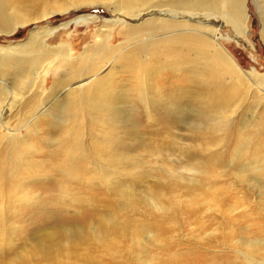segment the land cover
Returning a JSON list of instances; mask_svg holds the SVG:
<instances>
[{
	"label": "rangeland",
	"instance_id": "obj_1",
	"mask_svg": "<svg viewBox=\"0 0 264 264\" xmlns=\"http://www.w3.org/2000/svg\"><path fill=\"white\" fill-rule=\"evenodd\" d=\"M176 2L0 0V50L41 33L47 50L70 46L80 61L99 34L113 47L136 35L145 40L165 11L184 21V4ZM243 4V36L218 10L213 22L220 21V41L239 67L264 83V0ZM172 27L163 35L180 29ZM190 49H157L141 75L135 64L106 65L100 75L110 74L121 120L100 112L93 127L97 121L83 115L71 126V144L46 125L51 117L32 121L26 136V123L7 116L2 133L18 134L33 150L16 149L19 143L9 151L1 142L0 155L33 164L12 175L24 181L16 204L0 202L12 208L0 223V264H264V152L234 157L239 144L264 150V103L254 87L227 101V74ZM51 86L48 76L41 111Z\"/></svg>",
	"mask_w": 264,
	"mask_h": 264
},
{
	"label": "bare ground",
	"instance_id": "obj_2",
	"mask_svg": "<svg viewBox=\"0 0 264 264\" xmlns=\"http://www.w3.org/2000/svg\"><path fill=\"white\" fill-rule=\"evenodd\" d=\"M243 1L244 0H177L176 4H179V6L184 4L182 5L183 10L186 12L183 14L185 15L184 21L177 20L174 15L176 13L165 11V14L163 13L164 19L157 18L159 21L153 23L154 30L152 33L149 32L148 35H145V40L141 39L144 35H136L126 42L113 47L112 45H105L104 35L99 34L101 41L97 42V46L95 47H85L80 54V61L72 60L71 56L73 50L70 46H59L58 49H51V51L47 50L41 40V33L31 36L29 38L31 43H25L24 45L16 44V46H11L4 50L1 49L0 144L4 142V146L8 148L9 151L19 143L21 144L15 147L16 149L33 150L32 145L24 142L23 137H20L18 134H13L12 132L6 134L2 133L3 130L9 127L5 119L14 111L15 114L12 115L11 113L9 117L11 119H13V117H18V124L26 123V136L31 133L33 128H36L31 124L32 121H40L41 119L45 121L47 117H51V120L46 122V125L55 129L63 136L65 138L63 141L67 144H71L75 141V137L71 132V126L80 124L84 116L93 117V122L97 121L93 127H97L98 121L101 119L99 116L100 114H98L100 112L107 113V111H111L109 112L111 114L108 115H114L115 117H113V119L116 122H120L121 118L117 111L118 106H116L118 100L113 97L114 93L110 90V74L101 77V70L104 67L106 68L108 64L110 65L109 67H114L116 64L122 66L135 64L136 72L141 75V70L147 72L158 59L156 58V50L159 48L162 49L164 54H168L169 51L173 50H182V48L186 47L191 48L190 50L196 53L195 59L199 57L201 59L203 58L202 60H205L206 63H210L217 71L225 72L230 81L229 85H231L230 90L232 91L227 101L232 95L238 96L245 90L254 87V90H256L255 94H257L259 101H263L264 103V83L259 80L255 73H248L239 67L235 58H232L227 48H225L222 41H220L218 34V29L219 27L221 28L219 25L220 21L217 23L213 22L214 14H217L215 10H218L222 12L224 19H227L232 24L234 31L242 35L245 30L243 28V21L246 20V6H244ZM238 8L240 12H237ZM139 11H141V9ZM46 16H48V14H43L38 19ZM261 20V34L264 40V8ZM26 21L27 20H24V22ZM173 25L180 29L173 31L176 33L172 32L173 34L168 33L169 35L165 34L166 36H164L163 32H166L165 30L168 31L169 28L174 29L172 27ZM135 29L133 30V34L135 33ZM15 31L16 29L13 30L14 33ZM152 55H154V58L151 59ZM147 57H149V59H147ZM196 65L199 64H194L195 67H193V69H197L198 66ZM202 66L201 64L200 67ZM48 76L52 77V86L49 95L41 102V106H44L41 111L38 98L41 95L40 91L43 89L45 79L48 78ZM227 105H229V102H227ZM24 107L30 109L28 114L27 111H25L27 116L23 114V110H26ZM224 112L225 110L222 111L220 115ZM29 119L32 120L30 121ZM126 121L125 118H122V122L126 123ZM116 140V137H114V141ZM245 140L247 144H250V139ZM55 146L57 147V144H55ZM93 146H95L94 143ZM237 147L240 148L237 149ZM237 147L236 153L234 152V157L253 156L264 152V150L258 152L255 147L247 151L245 147H242L240 144ZM59 152L61 153L62 150ZM10 154L9 152L8 158L7 156L0 155V202L2 204H16L14 199L18 197L19 191L23 190L24 181L22 180L23 177L12 175L17 174L20 170H24V172L28 171L29 166L33 164L28 160V156H10ZM116 155L117 154L114 153V156ZM202 165H204V162L201 163V166ZM243 170H245V168H243ZM5 185H8L10 190L8 196H6L7 193L5 194ZM14 193H16V195H14ZM262 194L264 195V191ZM26 200L27 197L25 196L23 201L20 200V202L17 203H22ZM11 209L7 211L6 208L4 209L0 206L1 224H4L3 222L6 220L7 216L11 215ZM1 229L2 228H0V230ZM66 237H68V235ZM98 239L99 236H96L93 240L97 241ZM1 242L2 240H0V243ZM68 245L66 246L68 247ZM47 249L49 250L50 248L47 247ZM41 252L46 253L44 249ZM42 253H40V255Z\"/></svg>",
	"mask_w": 264,
	"mask_h": 264
}]
</instances>
